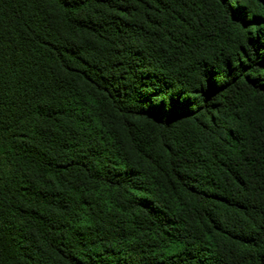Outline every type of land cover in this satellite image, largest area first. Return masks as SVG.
<instances>
[{"label": "trees", "instance_id": "trees-1", "mask_svg": "<svg viewBox=\"0 0 264 264\" xmlns=\"http://www.w3.org/2000/svg\"><path fill=\"white\" fill-rule=\"evenodd\" d=\"M231 1L0 0V264H264V4Z\"/></svg>", "mask_w": 264, "mask_h": 264}, {"label": "snow or ice", "instance_id": "snow-or-ice-1", "mask_svg": "<svg viewBox=\"0 0 264 264\" xmlns=\"http://www.w3.org/2000/svg\"><path fill=\"white\" fill-rule=\"evenodd\" d=\"M235 2V7H230L229 11H230V15L232 17H236V18H242L244 15V10L243 8L240 6V2L239 0H234ZM259 3L264 4V0H259ZM174 106L175 107H180L181 105L179 104V102H174Z\"/></svg>", "mask_w": 264, "mask_h": 264}, {"label": "rangeland", "instance_id": "rangeland-1", "mask_svg": "<svg viewBox=\"0 0 264 264\" xmlns=\"http://www.w3.org/2000/svg\"><path fill=\"white\" fill-rule=\"evenodd\" d=\"M231 3H232L233 6H235V2H234V0H232Z\"/></svg>", "mask_w": 264, "mask_h": 264}]
</instances>
